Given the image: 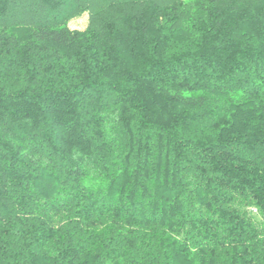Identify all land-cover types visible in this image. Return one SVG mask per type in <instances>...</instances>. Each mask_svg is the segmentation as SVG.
<instances>
[{
  "label": "trees",
  "instance_id": "1",
  "mask_svg": "<svg viewBox=\"0 0 264 264\" xmlns=\"http://www.w3.org/2000/svg\"><path fill=\"white\" fill-rule=\"evenodd\" d=\"M0 264H264V0H0Z\"/></svg>",
  "mask_w": 264,
  "mask_h": 264
},
{
  "label": "rangeland",
  "instance_id": "2",
  "mask_svg": "<svg viewBox=\"0 0 264 264\" xmlns=\"http://www.w3.org/2000/svg\"><path fill=\"white\" fill-rule=\"evenodd\" d=\"M86 20H87L86 15H82V16H80L78 18H75V19L71 20L69 22V27L71 29L82 30V29H84V27L86 25Z\"/></svg>",
  "mask_w": 264,
  "mask_h": 264
}]
</instances>
